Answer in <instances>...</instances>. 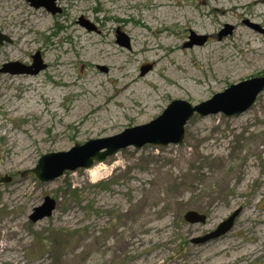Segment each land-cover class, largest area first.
Listing matches in <instances>:
<instances>
[{
  "label": "rangeland",
  "instance_id": "rangeland-1",
  "mask_svg": "<svg viewBox=\"0 0 264 264\" xmlns=\"http://www.w3.org/2000/svg\"><path fill=\"white\" fill-rule=\"evenodd\" d=\"M6 1L0 70L37 52L45 68L0 72V264H264V91L238 116L194 115L179 145L128 147L50 183L21 175L42 155L145 125L171 101L196 106L263 77L264 0H57L55 15ZM190 32L207 41L184 47ZM46 197L54 212L32 223ZM236 210L229 233L192 244Z\"/></svg>",
  "mask_w": 264,
  "mask_h": 264
},
{
  "label": "water",
  "instance_id": "water-1",
  "mask_svg": "<svg viewBox=\"0 0 264 264\" xmlns=\"http://www.w3.org/2000/svg\"><path fill=\"white\" fill-rule=\"evenodd\" d=\"M34 8H45L52 15L61 13L56 6L57 0H27ZM80 25L88 31L94 30V26L86 20H81ZM228 25L218 33V39L231 33ZM10 40L0 33V45ZM207 41V36H196L190 32L189 41L184 47L201 46ZM116 43L129 48V39L119 30L116 31ZM45 65L41 62L37 52L32 56V64L24 66L19 63L4 64L0 70L2 73L35 75L43 70ZM151 70V65L140 68V75L144 76ZM264 91V76L254 77L237 84L230 85L222 93L215 94L208 101L191 106L180 100L171 101L166 109L156 118L145 125L125 129L120 134L112 137L88 140L82 145H74L67 152L48 153L42 155L33 169L27 170L21 175H29L41 184L50 183L60 178L66 172H75L79 169H89L95 163L106 161L119 151L128 147L136 150L146 145L168 147L179 145L185 136V126L194 116L204 118L211 115L222 114L224 117L238 116L247 111L256 101L257 96ZM9 182L10 179L3 180ZM56 208V202L46 197L43 203L34 208L29 216L32 223H37L49 218ZM239 210L234 211L227 219L222 221L213 231L192 239L194 245H204L229 233L234 227ZM206 216L195 211H187L184 220L189 224H204Z\"/></svg>",
  "mask_w": 264,
  "mask_h": 264
},
{
  "label": "bare ground",
  "instance_id": "bare-ground-1",
  "mask_svg": "<svg viewBox=\"0 0 264 264\" xmlns=\"http://www.w3.org/2000/svg\"><path fill=\"white\" fill-rule=\"evenodd\" d=\"M6 2H8V1H6V0H0V7H2L1 5L2 4H5ZM10 2V1H9ZM8 12H9V14L11 13H13L14 14V16H17V13H18V8L20 9V7H18L17 6V4H16V2H12V3H8ZM1 12V11H0ZM6 22L7 23H9L10 22V18H8L7 20H6ZM250 47V46H249ZM257 51V48L255 47V48H252V51ZM254 53V52H253ZM10 77H12V76H10ZM7 78H9V77H7ZM18 79L20 78V77H17ZM10 79V81H15V79H13V78H9ZM5 81H7L6 80V78H4L0 83L1 84H3V83H5ZM18 81V80H17ZM34 92H37L36 90H34L33 91V96H35L36 94H38V93H34ZM32 99V98H31ZM12 105L10 104V106H9V108L11 107ZM94 169H96V167L95 168H93V169H91L90 170V177L91 178H98L99 176L97 175V173L96 172H94ZM93 170V171H92Z\"/></svg>",
  "mask_w": 264,
  "mask_h": 264
}]
</instances>
